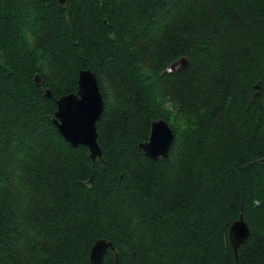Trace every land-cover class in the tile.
<instances>
[{"label": "trees", "instance_id": "obj_1", "mask_svg": "<svg viewBox=\"0 0 264 264\" xmlns=\"http://www.w3.org/2000/svg\"><path fill=\"white\" fill-rule=\"evenodd\" d=\"M86 68L94 161L51 121ZM263 98L264 0H0V264H92L99 239L101 264H235L240 214L238 264H264Z\"/></svg>", "mask_w": 264, "mask_h": 264}, {"label": "water", "instance_id": "obj_2", "mask_svg": "<svg viewBox=\"0 0 264 264\" xmlns=\"http://www.w3.org/2000/svg\"><path fill=\"white\" fill-rule=\"evenodd\" d=\"M63 3L64 0H59ZM184 63V59H181ZM35 81L40 84L35 76ZM257 87V85H255ZM45 94L51 96L50 89ZM56 109L51 119L59 134L72 146L84 145L92 161L101 157L102 150L98 144L96 123L104 111V99L94 71L90 68L80 69L77 75V90L63 94L55 99ZM264 103V98H263ZM174 141V132L163 118L150 124L148 138L139 142L138 147L152 160L165 159ZM251 236V230L242 215L231 223L227 231L235 264H238V250ZM108 249H114L111 241L96 240L89 251V261L101 264Z\"/></svg>", "mask_w": 264, "mask_h": 264}, {"label": "rangeland", "instance_id": "obj_3", "mask_svg": "<svg viewBox=\"0 0 264 264\" xmlns=\"http://www.w3.org/2000/svg\"><path fill=\"white\" fill-rule=\"evenodd\" d=\"M178 63H179V61H178ZM178 63L175 65V67L179 66ZM29 198H30V205H31L34 201H36V198H35V197H29Z\"/></svg>", "mask_w": 264, "mask_h": 264}]
</instances>
